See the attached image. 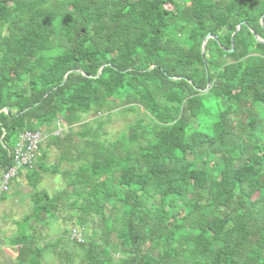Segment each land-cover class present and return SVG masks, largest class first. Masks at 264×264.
I'll use <instances>...</instances> for the list:
<instances>
[{"label":"trees","instance_id":"1","mask_svg":"<svg viewBox=\"0 0 264 264\" xmlns=\"http://www.w3.org/2000/svg\"><path fill=\"white\" fill-rule=\"evenodd\" d=\"M24 132L43 140L14 179L34 189L15 264H264V0H0V173ZM62 214L82 241L41 245Z\"/></svg>","mask_w":264,"mask_h":264},{"label":"rangeland","instance_id":"2","mask_svg":"<svg viewBox=\"0 0 264 264\" xmlns=\"http://www.w3.org/2000/svg\"><path fill=\"white\" fill-rule=\"evenodd\" d=\"M142 117V110H138L136 113H115L110 117L103 128L106 133L105 138L114 140L119 133L126 131L127 126L134 123L138 118ZM92 117L87 115L83 121L89 122V126L95 127L97 123L91 121ZM101 119L105 120L106 117L102 116ZM91 121V122H90ZM75 131H80V126L74 128ZM15 141H11L14 145ZM43 150L46 151L47 157L44 162L47 165H57L59 161V152L53 146L48 147V140L43 144ZM66 163L61 165V171L70 169ZM16 182V183H15ZM15 183V184H14ZM12 184L10 193L4 195L5 198L0 202V264H15L16 253L7 247L6 238H10L18 234V224L23 223L26 216H28L32 209V194L34 189L29 186L25 176L18 178ZM65 183L60 174L57 175H44L43 181L39 184L40 190H45L51 195L60 191L64 187ZM64 214L60 215L56 220L51 221L49 227L39 229L38 233L44 236V241L41 245L48 243L49 241L55 242L58 235H60L63 229L69 228L71 233L77 231L76 226L67 224L63 221ZM96 222V220H95ZM94 221L89 224V232L92 229L99 230L97 223ZM79 233V232H78ZM72 246H68L71 249ZM49 261V260H48ZM51 264H60L57 260H51Z\"/></svg>","mask_w":264,"mask_h":264},{"label":"built area","instance_id":"3","mask_svg":"<svg viewBox=\"0 0 264 264\" xmlns=\"http://www.w3.org/2000/svg\"><path fill=\"white\" fill-rule=\"evenodd\" d=\"M43 136L40 132H24L20 135L13 148L12 166L0 173V201L10 192L14 179L18 176V170L24 166H30L37 161ZM72 237L78 242L82 241L80 233L73 231Z\"/></svg>","mask_w":264,"mask_h":264},{"label":"water","instance_id":"4","mask_svg":"<svg viewBox=\"0 0 264 264\" xmlns=\"http://www.w3.org/2000/svg\"><path fill=\"white\" fill-rule=\"evenodd\" d=\"M240 27H241V25L238 26L237 30H239ZM210 38H212V36H211V35H207V37L204 39L203 44H202V52L204 51V48H205L206 42H207L208 39H210ZM257 39H258V37H257ZM174 79H176V78H174Z\"/></svg>","mask_w":264,"mask_h":264},{"label":"crops","instance_id":"5","mask_svg":"<svg viewBox=\"0 0 264 264\" xmlns=\"http://www.w3.org/2000/svg\"><path fill=\"white\" fill-rule=\"evenodd\" d=\"M15 183H16V182H15ZM15 183H14V184H15ZM14 184H13V186H14ZM13 186H12V187H13Z\"/></svg>","mask_w":264,"mask_h":264}]
</instances>
